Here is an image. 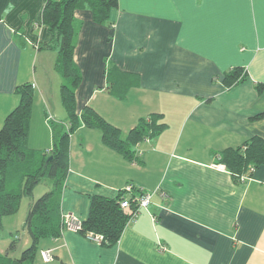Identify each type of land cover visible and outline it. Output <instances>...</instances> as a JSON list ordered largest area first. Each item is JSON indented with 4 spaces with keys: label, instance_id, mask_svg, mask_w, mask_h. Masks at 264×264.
I'll return each instance as SVG.
<instances>
[{
    "label": "crops",
    "instance_id": "1",
    "mask_svg": "<svg viewBox=\"0 0 264 264\" xmlns=\"http://www.w3.org/2000/svg\"><path fill=\"white\" fill-rule=\"evenodd\" d=\"M45 1L0 0V125L19 101L17 85L32 82V117L42 113L33 138L49 145V119L66 121L67 112L58 50L41 47L52 38ZM75 17L78 112L90 105L125 134L160 113L166 128L130 160L81 124L71 135L64 215L83 221L94 194L123 196L129 183L133 194L154 195L113 246L65 229L40 241L53 258L38 254L35 264H264V163L238 180L220 162L224 149L264 139V0H118L109 23L90 8ZM234 67L247 77L226 87Z\"/></svg>",
    "mask_w": 264,
    "mask_h": 264
},
{
    "label": "trees",
    "instance_id": "2",
    "mask_svg": "<svg viewBox=\"0 0 264 264\" xmlns=\"http://www.w3.org/2000/svg\"><path fill=\"white\" fill-rule=\"evenodd\" d=\"M118 6V0H46L41 20L52 32V38L41 47L56 48L58 56L55 67L62 76L60 87L62 104L67 112L66 121L49 119L52 145L45 150L29 145V129L34 106V84L24 82L17 85V105L7 114L0 127V230L5 217L19 211L23 197H33L35 187L50 180L45 191L29 204L26 229L31 244L20 257L0 256V264H35L41 254L40 241L44 238H58L66 229L62 210V191L70 168L71 135L84 124L99 128L104 143L120 152L127 159H136V145L154 138L166 128L160 122L162 114L153 113L142 117L125 134L119 127L107 121L92 106L86 105L81 113L77 109L76 89L82 81V72L74 59L76 37L80 23L75 17L78 8H90L99 23L110 22V11ZM247 77V69L234 67L225 72L223 82L230 87ZM264 89V85H259ZM220 162L241 180L251 176L256 166L264 163V139L255 136L238 147L221 151ZM122 194L115 197L94 194L91 198L87 218L79 230L83 235L89 232L101 234V244L113 246L137 212L135 203L131 207L121 205ZM16 246L15 240L10 250ZM42 256V255H41Z\"/></svg>",
    "mask_w": 264,
    "mask_h": 264
},
{
    "label": "rangeland",
    "instance_id": "3",
    "mask_svg": "<svg viewBox=\"0 0 264 264\" xmlns=\"http://www.w3.org/2000/svg\"><path fill=\"white\" fill-rule=\"evenodd\" d=\"M40 118H42L41 110L40 117L37 115L35 116L34 114V117L31 118L30 125L33 126V129L32 131L29 129V145L35 149L45 150L47 148L45 146H48V148L51 147L52 141L49 145H46L44 140L33 138L37 132V128L42 124V119ZM44 119L45 117H43V120ZM4 120L2 122H4ZM53 120L56 119L53 118ZM48 184H51L50 180L38 184L34 189L33 197H23L19 211L14 215L4 218L3 228L0 230V256L10 255L12 258L20 257L23 250L31 244V238L26 229V217L29 210V204L33 199L38 198L45 191ZM14 220H16V225H13ZM13 240H15L16 246L14 249L10 250V244Z\"/></svg>",
    "mask_w": 264,
    "mask_h": 264
},
{
    "label": "built area",
    "instance_id": "4",
    "mask_svg": "<svg viewBox=\"0 0 264 264\" xmlns=\"http://www.w3.org/2000/svg\"><path fill=\"white\" fill-rule=\"evenodd\" d=\"M220 167H224V165L220 164L218 165ZM241 179L245 180L246 177L244 175H241ZM135 187L132 183H129L125 186V189L122 190L123 192H126V195L122 196L121 199V205L123 207H131L132 203H135V206L137 208V212L134 215V217H132L131 219L135 218L136 215L139 213V211L143 208H146L149 206V204L152 201L153 192L150 191H144V190H139L138 193H134ZM130 194H132V196H129ZM65 222H66V229H71L74 231H79L82 227V221L79 220L78 218H76L73 215H65ZM90 239L97 241V242H101V240L103 239V236L101 234H96L93 232H89L87 235ZM41 255L42 258L44 259V261H50L53 258V253H52V249H42L41 250Z\"/></svg>",
    "mask_w": 264,
    "mask_h": 264
}]
</instances>
